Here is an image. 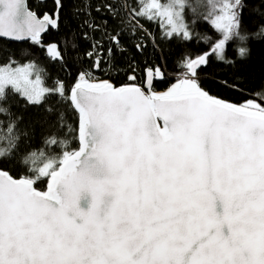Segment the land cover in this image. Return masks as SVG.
Listing matches in <instances>:
<instances>
[{"label": "snow or ice", "instance_id": "1", "mask_svg": "<svg viewBox=\"0 0 264 264\" xmlns=\"http://www.w3.org/2000/svg\"><path fill=\"white\" fill-rule=\"evenodd\" d=\"M54 3V14L41 19L27 0H0V38L43 47L42 34L60 26L62 0ZM186 6L108 0L94 9L103 11L97 23L86 2L78 26L83 39L92 38V63L67 93L62 81L48 87L34 62L0 65V100L10 90L39 106L57 95L80 118L78 150L55 134L28 148L29 126L0 107L8 117L0 121V164L19 162L30 173L17 179L0 169V264H264V92L231 103L210 95L199 77L210 57L233 63L224 50L247 39L240 32L245 0H209L205 15L221 38L204 54L186 55L164 93L151 91L153 76H164L159 68L148 71L147 94L94 75L125 51V23L134 34L140 20L157 22L165 38L190 41ZM47 52L63 60L56 44ZM56 126L64 127L62 115ZM52 146L62 149L59 157L49 155ZM44 178L48 190L38 191Z\"/></svg>", "mask_w": 264, "mask_h": 264}, {"label": "trees", "instance_id": "2", "mask_svg": "<svg viewBox=\"0 0 264 264\" xmlns=\"http://www.w3.org/2000/svg\"><path fill=\"white\" fill-rule=\"evenodd\" d=\"M86 2L91 4L93 16L99 23L103 11L96 13L94 9L108 0H62L59 29H49L42 36L43 47L31 42L11 43L0 40V64H7L10 58L20 64L34 62L42 70L48 87H55L54 81H62L65 92H69L77 80L78 73L90 67L92 63L86 57V53L91 50L92 38L83 39L78 26L84 16L78 15L77 9L83 10ZM116 2L120 3L121 0ZM128 3L134 4L135 0H128ZM245 3L247 7L243 13L240 32L246 35L247 39L241 42L238 38H234L226 43L224 50L225 60L233 61V63H225L210 57L207 67L199 71L202 86L206 91L236 104L254 98L256 93L264 92V33L255 35L264 26V3H261V0H245ZM28 4L29 8L39 16L53 15L56 9L54 0H28ZM187 4L184 19L192 34L190 41H184L175 36L165 38L164 29L157 22L140 20L142 28H137L134 34L125 23L123 26L127 29V34L122 37L125 51L115 55L111 64L102 63L101 70L95 71L94 75L109 80L117 87L143 86L146 70L151 69L155 72V69L159 68L164 76L163 78L156 76L153 91L161 92L170 88L184 71L180 63L186 55L195 58L198 54H204L221 38L205 15L209 10V0H187ZM108 27L109 30H113L115 22L110 20ZM95 36L98 38L100 33H95ZM73 43L75 47L70 46ZM52 44L58 46L63 56L62 61L49 57L47 47ZM137 44L143 45L142 49L138 50L135 47ZM240 47L248 50L243 57L238 51ZM131 76L135 79H129ZM0 107L7 108L14 117H20L21 126H29L31 141L28 148L39 149L43 146L44 137L55 134L58 138L70 141L68 150H78V113L69 102L59 96L50 95L43 104L33 106L18 93L13 94L12 91L7 90L6 98L0 100ZM48 109L52 111L49 112ZM58 115L63 117L64 127L62 128L56 126ZM7 120V116L0 114V121ZM48 153L59 157L62 149L52 146L48 149ZM0 167L17 179L30 175L19 162H6L0 164ZM46 183L47 178H44L37 181L35 185L39 190L44 191Z\"/></svg>", "mask_w": 264, "mask_h": 264}, {"label": "water", "instance_id": "3", "mask_svg": "<svg viewBox=\"0 0 264 264\" xmlns=\"http://www.w3.org/2000/svg\"><path fill=\"white\" fill-rule=\"evenodd\" d=\"M27 7H28V9L30 10V11H32L30 8H29V4H28V0H27ZM33 12V11H32ZM35 13V12H34ZM37 15V14H36ZM50 15V14H49ZM39 18H43V16H39V15H37ZM45 33H43L42 34V36L44 35ZM42 38V37H41ZM0 40H3V41H6V42H11V43H26V42H31V41H29V40H25V41H13V40H10V39H6V38H0ZM32 43V42H31ZM207 67V66H206ZM206 67H201L200 69H199V71L201 70V69H204V68H206ZM149 70H151V69H148V70H146V77H145V82H144V85L143 86H137V85H134V86H137V87H140L141 88V90L142 91H144L146 94L149 92V89H148V87H147V80H148V71ZM153 71V70H152ZM154 72V71H153ZM156 79H157V77L154 75L153 76V78H152V87H151V91L152 92H154V93H157V94H160V92H155V91H153V87H154V84H155V81H156ZM109 81V80H108ZM110 82V81H109ZM112 83V82H111ZM175 83H177V82H175ZM174 83V84H175ZM120 87V86H119ZM169 89V88H168ZM167 89V90H168ZM166 90V91H167ZM166 91H164V92H166ZM164 92H162V93H164ZM210 94V93H209ZM211 95V94H210ZM229 102V101H228ZM232 103V102H231ZM76 111V110H75ZM77 112V111H76ZM78 113V112H77ZM78 116H79V113H78ZM79 123H80V118H79ZM158 123H160L161 125L163 124V121H158ZM78 133H79V125H78ZM78 141H79V139H78ZM0 169H1V167H0ZM3 170V169H2ZM5 171V170H4ZM9 173V172H8ZM10 174V173H9ZM34 187L38 190V191H41V190H39L37 187H36V185L34 184ZM48 190V181H47V183H46V188H45V190L44 191H47ZM44 191H42V192H44Z\"/></svg>", "mask_w": 264, "mask_h": 264}, {"label": "built area", "instance_id": "4", "mask_svg": "<svg viewBox=\"0 0 264 264\" xmlns=\"http://www.w3.org/2000/svg\"><path fill=\"white\" fill-rule=\"evenodd\" d=\"M100 80H104V79H102V77H98Z\"/></svg>", "mask_w": 264, "mask_h": 264}, {"label": "rangeland", "instance_id": "5", "mask_svg": "<svg viewBox=\"0 0 264 264\" xmlns=\"http://www.w3.org/2000/svg\"><path fill=\"white\" fill-rule=\"evenodd\" d=\"M191 32V31H190ZM192 35V34H191ZM0 65H5V64H0Z\"/></svg>", "mask_w": 264, "mask_h": 264}]
</instances>
